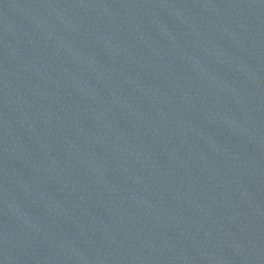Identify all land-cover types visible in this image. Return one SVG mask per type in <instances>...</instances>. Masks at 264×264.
<instances>
[{"label":"water","instance_id":"obj_1","mask_svg":"<svg viewBox=\"0 0 264 264\" xmlns=\"http://www.w3.org/2000/svg\"><path fill=\"white\" fill-rule=\"evenodd\" d=\"M0 264H264V0H0Z\"/></svg>","mask_w":264,"mask_h":264}]
</instances>
